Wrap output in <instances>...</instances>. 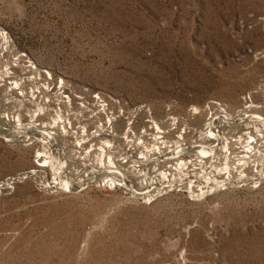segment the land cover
Segmentation results:
<instances>
[{"label": "rangeland", "instance_id": "obj_1", "mask_svg": "<svg viewBox=\"0 0 264 264\" xmlns=\"http://www.w3.org/2000/svg\"><path fill=\"white\" fill-rule=\"evenodd\" d=\"M0 31L9 80L145 105L170 151L182 131L188 145L209 131L211 101L210 143L232 147L229 166L264 130V0H0ZM41 152L0 134V264H264V181L233 173L225 191L145 203L52 186L64 179L37 168Z\"/></svg>", "mask_w": 264, "mask_h": 264}, {"label": "built area", "instance_id": "obj_2", "mask_svg": "<svg viewBox=\"0 0 264 264\" xmlns=\"http://www.w3.org/2000/svg\"><path fill=\"white\" fill-rule=\"evenodd\" d=\"M9 79L8 43L0 31V134L6 140L39 144L42 152L35 157L40 161L37 168L44 170L46 163H55V173L70 182V189L73 185L78 189L123 190L150 203L168 193L211 195L225 191L233 173L239 185L264 181V130L245 134L242 154L229 166L233 149L227 144H211L217 138L212 129L193 145L185 143L182 136L187 139L188 132L182 131L176 135L180 145L170 151L145 105L128 106L99 92L70 94L58 90L59 83L54 87L39 79ZM208 104L205 115L212 124L210 108H222L217 102ZM141 115L146 120L137 127ZM151 131L156 136L149 137ZM102 147L109 154L106 157L96 154ZM244 166L251 177L244 175ZM25 174L8 177L5 182L12 185ZM52 186L60 188L64 183Z\"/></svg>", "mask_w": 264, "mask_h": 264}, {"label": "bare ground", "instance_id": "obj_3", "mask_svg": "<svg viewBox=\"0 0 264 264\" xmlns=\"http://www.w3.org/2000/svg\"><path fill=\"white\" fill-rule=\"evenodd\" d=\"M196 110V109H195ZM224 116H226V115H224ZM228 116V115H227ZM226 116V117H227ZM255 117H256V115H255ZM261 119V118H260ZM259 119V121L261 122V120ZM263 119V118H262ZM213 121H214V119H213ZM226 121H227V119H226ZM263 121V120H262ZM264 122V121H263ZM214 123V122H213ZM262 123V122H261ZM264 124V123H263ZM211 125V124H210ZM215 124H213V126H214ZM209 125H207V127H208ZM214 128H215V126H214ZM157 129L158 130H160L161 128L160 127H157ZM210 129H213V128H211L210 127ZM216 129H218V128H216ZM216 132V131H215ZM205 133V132H204ZM217 135V134H216ZM221 137H223V136H221ZM215 138V137H214ZM219 139H220V136H219ZM225 139V138H224ZM216 140H218V138H216ZM218 141H220V140H218ZM223 141V140H222ZM215 142V141H214ZM221 142V141H220ZM104 143L105 144H109L110 143V141L109 140H104ZM216 143V142H215ZM219 143V142H218ZM217 143V144H218ZM222 143V142H221ZM95 151H97L96 152V154H97V156L98 157H106L107 155H109L108 153H107V151L104 149V147H102L101 149H97V150H95ZM200 152L202 153V154H205L206 153V151L203 149V148H201L200 149ZM53 164V163H52ZM57 164V163H56ZM229 165V164H228ZM38 167V166H37ZM32 173V171H27L26 172V175H28V174H31ZM63 183H64V185L68 188V189H70V186H71V184H70V182L69 181H63ZM193 193V192H192Z\"/></svg>", "mask_w": 264, "mask_h": 264}]
</instances>
